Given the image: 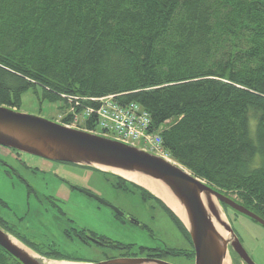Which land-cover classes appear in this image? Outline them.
<instances>
[{
	"label": "trees",
	"instance_id": "1",
	"mask_svg": "<svg viewBox=\"0 0 264 264\" xmlns=\"http://www.w3.org/2000/svg\"><path fill=\"white\" fill-rule=\"evenodd\" d=\"M38 86L140 103L181 165L264 218V0H0V104ZM0 264L23 263L0 246Z\"/></svg>",
	"mask_w": 264,
	"mask_h": 264
},
{
	"label": "rangeland",
	"instance_id": "2",
	"mask_svg": "<svg viewBox=\"0 0 264 264\" xmlns=\"http://www.w3.org/2000/svg\"><path fill=\"white\" fill-rule=\"evenodd\" d=\"M21 101V112L60 123H64L70 107L64 99L52 101L45 98L40 86L24 92ZM10 154L9 147L0 145V155L8 157ZM30 159L38 166L35 171L18 166L21 174L32 182L33 190L0 163V196L10 201L25 217L22 221L15 220L0 227L14 233L38 252H50L52 256L62 258H81L82 262L97 258L99 251L83 244V229L125 243L191 248L189 237L180 231L161 203L154 198L145 199L142 190L132 184L128 188L120 187L116 176L93 167L33 155ZM77 187L90 190L131 214L142 225L122 224L110 207L79 192ZM50 194L58 200L51 201ZM229 196L238 200L236 194ZM224 213L252 259L257 264H264V226L231 208ZM228 256L235 264L232 251ZM180 264H194V261L183 259Z\"/></svg>",
	"mask_w": 264,
	"mask_h": 264
},
{
	"label": "water",
	"instance_id": "3",
	"mask_svg": "<svg viewBox=\"0 0 264 264\" xmlns=\"http://www.w3.org/2000/svg\"><path fill=\"white\" fill-rule=\"evenodd\" d=\"M0 145L42 158L94 167L118 175L120 174L116 171L152 178L163 184L182 207L185 220L163 198L153 192L187 227L196 253V264H224L230 248L246 264H257L245 249L232 225L225 216L223 217L225 213L222 207L225 204L262 226H264V218L181 165L171 163L140 147L70 127L42 116L24 113L2 104H0ZM79 190L110 207L117 214L140 224L134 217L95 193L84 188ZM218 224L227 232L226 236L220 232ZM0 246L23 264H56L57 261L80 264H148L151 261L143 258L85 263L51 259L33 251L1 227Z\"/></svg>",
	"mask_w": 264,
	"mask_h": 264
},
{
	"label": "flooded vegetation",
	"instance_id": "4",
	"mask_svg": "<svg viewBox=\"0 0 264 264\" xmlns=\"http://www.w3.org/2000/svg\"><path fill=\"white\" fill-rule=\"evenodd\" d=\"M15 109L20 111L19 108H15ZM10 152L11 154L8 157H4L0 155V163L3 164V166H5L7 172H9L10 174L15 173L19 178L25 181L27 186H29L33 190L32 182H30L29 178L27 179L25 176L21 174V172L19 171V166H18L20 165L26 169L35 171L38 166L34 164L32 159H30L31 154L21 152L13 148H10ZM117 180L119 182L118 178ZM76 190L83 193L82 191L79 190V187H77ZM48 198L53 202H56L58 200V198L53 194L48 195ZM159 202L161 203L163 208L169 213L171 217V214H170L171 209L167 206V204L163 200L162 202L165 205L161 201ZM113 212L114 214H116V216L119 219H121L122 224L125 225L128 222H132L126 216H121L117 214L114 210ZM24 218L25 217L21 216L18 213V211L11 205L10 201L0 196V226L12 224L15 220L22 221L24 220ZM136 220L140 223L138 225H142L138 219ZM172 220L176 223L180 231L185 235L183 230L178 226L177 222L173 218ZM81 231H82L81 235L84 236L83 244L87 247L95 248L99 251L97 258L84 260V262L92 263V262H101V261H108V260H114V259H127L128 260V259L145 258V259L151 260L148 264H180V260H183V259H186V260L193 259L194 264H196V253H195V249H194L191 236L189 238L191 245H192L191 248H181V247H169L167 246V244H163V246H149V245H137L136 243H125L120 240L111 239L104 235H99L95 232H87L85 229Z\"/></svg>",
	"mask_w": 264,
	"mask_h": 264
},
{
	"label": "built area",
	"instance_id": "5",
	"mask_svg": "<svg viewBox=\"0 0 264 264\" xmlns=\"http://www.w3.org/2000/svg\"><path fill=\"white\" fill-rule=\"evenodd\" d=\"M71 125L81 127L94 119V132L113 137L119 141L140 145L143 149L159 154L174 162L166 149L161 133L153 130L151 114L140 103H121L115 95L104 97H69ZM90 103H88V102Z\"/></svg>",
	"mask_w": 264,
	"mask_h": 264
},
{
	"label": "bare ground",
	"instance_id": "6",
	"mask_svg": "<svg viewBox=\"0 0 264 264\" xmlns=\"http://www.w3.org/2000/svg\"><path fill=\"white\" fill-rule=\"evenodd\" d=\"M116 172L119 173L120 175H122L124 178H126L128 180H131V181H133V182H135V183H137L139 185H142V186L148 188L149 190H151L152 192L156 193L158 196L163 198L166 201V203L179 216H181L185 220L182 207L177 202V200L172 196V194L165 188V186H163V184H161L160 182L155 181L152 178H149V177H146V176H143V175L133 174V173H126V172H120V171H116ZM223 217H224V215H223ZM218 229L220 230V232L224 236L227 235V232L219 224H218ZM18 244H20V243H18ZM31 253H33V252H31ZM56 264H80V263L57 261ZM224 264H232L231 259H230L229 256H227L226 259L224 260Z\"/></svg>",
	"mask_w": 264,
	"mask_h": 264
}]
</instances>
